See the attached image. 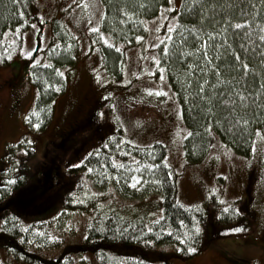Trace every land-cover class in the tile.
Masks as SVG:
<instances>
[{
	"label": "trees",
	"instance_id": "16d2710c",
	"mask_svg": "<svg viewBox=\"0 0 264 264\" xmlns=\"http://www.w3.org/2000/svg\"><path fill=\"white\" fill-rule=\"evenodd\" d=\"M101 2L103 13L99 18V26L95 28L99 32L88 29L89 37L102 51L105 62L114 67L113 72L120 74L125 49L140 43L137 37L142 36L149 20L156 18L161 10L168 7V0ZM191 2L182 0L172 25L174 31L168 34L171 39L159 45L160 63L166 72L173 96L180 103L183 121L191 133L184 142V155L191 162L202 160L218 140L235 153L251 157L255 153L256 144L260 143L263 151L260 156L264 162V88L261 87L264 85V64L261 63L264 55H253V52L264 50V42L259 40L260 28L264 26V0H207L208 4H215L216 7L206 8L207 16L203 20L200 18L202 14L199 7L195 12L188 7ZM34 4V0H0V65L9 64L21 53L24 33L32 21H37L31 12ZM241 8L246 13L243 19H247L248 24L243 29L230 28L227 34L215 36V43L223 44L227 39L234 48L238 49L239 44L243 43L249 49L247 55L251 57L248 62L252 71L246 78H242L238 70L229 67L232 60L224 54L223 49L209 45L197 52L196 49L201 45L194 40L195 33L192 31V26L200 29L201 39L206 40L208 36L205 33L212 35L214 30L221 32L222 28L228 27L224 17L242 23ZM213 16L219 20V24L211 22ZM57 24L58 21L54 20L53 28L58 34L53 35L47 48H40L38 44L31 56L22 58L21 66L36 92L33 107L24 118L26 125L33 130L43 131L52 120L54 101L67 88V77L60 75L61 69L56 66H71L74 61L73 50L78 47L75 32L70 28H60ZM249 28L252 44L243 38V33L248 32ZM233 32H241V37H233ZM165 47L169 49L168 53H164ZM204 52L209 53L207 59ZM41 55V61L37 60ZM207 60L212 63L208 64ZM213 65L220 67L223 83H217ZM234 78L240 83H235ZM241 90L248 96L243 103L236 95ZM221 100L225 103H221ZM253 101L256 103L253 104ZM120 131L121 128L117 129V134L103 139L98 149H91L81 155L78 161L68 165V172H84L85 178L91 179L93 190L85 188L82 181L78 183L68 179V182L54 191L52 198L46 197L44 188L47 187L49 172L45 164H42L43 170H40L41 179L30 186H26V181L32 176L22 161L0 173V204L5 202L8 206L3 208L4 215L0 223L3 233L0 241L4 242V249L12 259L25 264H168L154 263L145 260L141 254L124 253L121 250V246L135 244L144 250L171 244L176 255L184 260L200 253L205 243L209 242L208 239L203 240L202 228L206 212L200 204L183 205L175 198L174 177L166 164V145L153 142L149 146H138L121 134L119 136ZM257 131L260 135H257ZM25 151V157L31 155V148ZM50 166L57 170L56 173L60 172L59 162L53 161ZM57 176L55 180L60 178V175ZM132 177L139 180L136 187L131 186ZM103 179L109 182L114 180L115 190L122 197L133 199L144 194L159 193L162 199V218L151 223L136 215H122L110 205L102 203L100 199L103 195L94 191V188L97 189L98 183H104ZM72 197L78 198V202L73 203ZM37 200H40L38 203H44L38 204ZM212 201L219 211V223H244L246 220V216L235 206L238 201L226 207H221L215 197ZM55 202L62 203L64 210L74 208L89 213L81 229L79 242L63 246L62 236L54 232L50 223L56 218L48 221L39 217L30 223H23L22 218L26 217L28 209L33 210L34 217H37L56 206ZM233 232L222 231L212 238ZM189 248L196 250L190 252Z\"/></svg>",
	"mask_w": 264,
	"mask_h": 264
},
{
	"label": "rangeland",
	"instance_id": "374dc122",
	"mask_svg": "<svg viewBox=\"0 0 264 264\" xmlns=\"http://www.w3.org/2000/svg\"><path fill=\"white\" fill-rule=\"evenodd\" d=\"M34 1L31 12L37 21H32L24 33L21 53L9 64L0 65V173L23 162L32 176L26 181V186H30L41 179L42 164H45L49 172L44 188L46 197L52 198L54 191L68 179L82 181L85 188L93 190L91 179L85 178L81 171L68 172V165L91 149H98L103 139L117 134L116 130L121 128L118 135L138 146H149L153 142L166 145V164L174 177L175 198L183 205H201L206 212L203 240H209L200 253L189 260L178 257L171 244L157 245L151 250H144L136 244L125 245L121 246L124 253L141 254L145 260L154 263L264 264V162L260 156L263 154L260 143L256 144L251 157L235 153L218 140L202 160L191 162L184 155L189 128L183 121L180 103L173 96L160 63V49L153 47L166 40L168 28L175 23L182 0H172L175 6L172 11L161 10L156 18L147 22L140 43L125 49L120 74L113 72L114 67L105 62L102 51L89 37L88 29L99 26L103 13L101 0ZM54 20L58 21V27L75 32L78 47L73 50L71 66H56L66 75L67 88L54 101L52 120L43 131H39L25 123L24 118L33 107L36 92L21 63L26 57L25 52L32 53L38 44L40 48L51 44L53 35L58 34L53 28ZM42 58L41 55L37 60ZM147 90L162 91L167 95L149 94ZM27 148L32 152L25 157ZM53 161L59 162L60 172L56 173V169L50 166ZM57 175L60 178L55 180ZM103 182L94 188L103 195L102 203L122 215H136L151 223L162 218L159 193L130 199L117 193L114 180L103 179ZM213 197L221 207L238 201L235 206L246 216L244 223H219V211ZM72 199L73 203L78 202V198ZM5 206V202L0 204V223ZM34 215L33 210L28 209L26 217L22 218L23 223L39 217L48 221L56 218L50 222L52 229L62 236L63 246H69L80 241V232L89 213L74 208L64 210L63 204L58 202L48 212L37 217ZM237 228L241 230L212 238L216 233ZM213 229L215 232L211 233ZM2 233L0 227V237ZM3 245L4 242L0 241V264H25L12 259Z\"/></svg>",
	"mask_w": 264,
	"mask_h": 264
},
{
	"label": "snow or ice",
	"instance_id": "6c2138e0",
	"mask_svg": "<svg viewBox=\"0 0 264 264\" xmlns=\"http://www.w3.org/2000/svg\"><path fill=\"white\" fill-rule=\"evenodd\" d=\"M82 2H83V0H82ZM168 4H169V7L167 9H165V11H172L173 8L175 7L172 3V0H168ZM85 7H87V5H85ZM161 7L163 8V6H161ZM188 7L191 8L193 12H195L196 8L199 7L200 13L202 14L200 18H201V20H203L205 18V16H207L206 8L216 7V5L215 4H208L207 0H192L191 4H189ZM240 12L242 15V23L231 21L230 17H224V21L226 24H228V27L222 28L221 32H215V30H214L212 35L205 33V35L208 36V39H206V40L201 39L200 29L196 28L195 26H192V31L195 33L194 40L201 45V47L196 49L197 52L203 51V48L207 47L209 45H211L213 48L223 49L224 54L230 56V58L232 60V63L229 67L234 69V70H238L242 74V78H246L248 76L249 72L252 71L250 64L248 62L251 59V57L249 55H247V53L249 52V49L243 43L239 44L238 49L234 48L233 45L231 43H229L227 39H225V42L223 44L215 43V36L227 34L230 28H235L237 30L243 29L244 26L248 24V20L243 19V16L246 15V13H244V9L241 8ZM165 19H168V17H165ZM211 22L219 24V20H217L215 18V16H213L211 18ZM91 31L99 32V29L94 28V29H91ZM173 31H174V27L170 26L168 28V32L171 33ZM249 33H251V28L248 29V32L243 33V38L247 39L249 44H252V40L249 38ZM232 36L239 38V37H241V32H233ZM137 39L142 40L143 37H137ZM166 39H171V36H166ZM259 40L261 42H264V26H261V28H260ZM104 42L108 43L107 40H105ZM153 47H159V45H153ZM163 51H164V53H168L169 49L167 47H165L163 49ZM256 54L264 55V50H262L260 53L253 52V55H256ZM24 55L31 56L32 53L30 51H28V52H25ZM208 56H209V53L204 52V57L206 59ZM218 58L219 57H217V59ZM153 59L155 60L156 58L153 57ZM33 62L35 63V61H33ZM156 63L159 64V60H156ZM207 63L211 64L212 61L207 60ZM261 63L264 64V60H261ZM213 68L216 72L217 83L218 84L223 83V81L220 79V76H221L220 67L217 65H213ZM59 74L63 75V73H59ZM161 79H163V76H161ZM234 80H235V78H234ZM235 83L239 84L240 81L235 80ZM261 87L264 88V85H261ZM147 91H149V94L167 95V93H163L162 91H157V92H153V90H147ZM200 91L202 92L203 89L201 88ZM213 95H217V93H213ZM220 95L222 96L223 93H221ZM236 95H238L240 97L241 103H243L245 100L248 99V96L245 94V92L243 90L236 93ZM201 98L203 99L204 97H201ZM227 102L231 103L232 101H227ZM221 103H225V101L221 100ZM252 103L255 104L256 102L253 101ZM257 107H259V105H257ZM244 123H247V121H244ZM37 127H38V125H37ZM209 127H211V126H209ZM188 135H191V133H188ZM257 135H260L259 131H257ZM121 167H122V165H121ZM88 171L91 172L92 169H89ZM10 183H14V181H10ZM137 183H139L138 178L132 177L131 186L136 187ZM225 211H227V209H225ZM196 230L199 231V228L197 227ZM240 230L241 229H239V228L232 229V231H240ZM195 250H196L195 248H189L188 249V251H190V252H194Z\"/></svg>",
	"mask_w": 264,
	"mask_h": 264
}]
</instances>
